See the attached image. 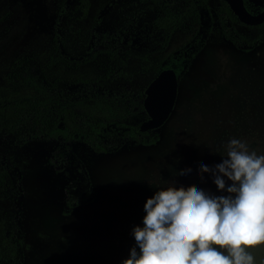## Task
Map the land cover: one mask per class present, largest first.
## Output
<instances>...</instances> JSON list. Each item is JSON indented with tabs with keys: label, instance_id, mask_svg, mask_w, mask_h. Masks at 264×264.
<instances>
[{
	"label": "rangeland",
	"instance_id": "rangeland-1",
	"mask_svg": "<svg viewBox=\"0 0 264 264\" xmlns=\"http://www.w3.org/2000/svg\"><path fill=\"white\" fill-rule=\"evenodd\" d=\"M90 1L85 22L98 17L102 30L117 26L135 3L142 5L139 0ZM58 2L0 0V99L24 92L22 83L13 78L14 59L27 58L30 63V59L47 58ZM208 5L214 17L212 32L179 79L174 109L157 129L160 138L155 144L128 141L115 153L95 154L81 142H72L71 150L55 140L17 144L8 132L0 131V153L22 169L23 264H122L135 245L132 229L143 227L144 205L159 190L148 181L162 186L170 182L177 187L195 185L227 195L218 190L210 173H203L201 179V165L221 163L224 157L217 152L233 137L264 152V42L250 51L235 48L221 34L215 14L219 1L208 0ZM235 25L247 37L258 31L256 26ZM189 35L188 29L175 32L153 58L159 60ZM158 47V43L151 45L150 52ZM108 62L100 53L79 70L93 73ZM54 75H60L59 71H51L50 76ZM84 168L96 198L64 215L65 186L82 179ZM186 168L192 171L180 175ZM0 210L10 213L7 200L0 201ZM249 251L264 264V245Z\"/></svg>",
	"mask_w": 264,
	"mask_h": 264
},
{
	"label": "trees",
	"instance_id": "trees-1",
	"mask_svg": "<svg viewBox=\"0 0 264 264\" xmlns=\"http://www.w3.org/2000/svg\"><path fill=\"white\" fill-rule=\"evenodd\" d=\"M139 1L142 5L135 3L117 26L102 30L98 17L90 24L85 22L90 0H59L47 58L28 63L27 58L18 57L12 63L13 78L22 83L24 92L13 99H0V131L8 132L17 144L55 140L71 150L72 142H81L95 154L115 153L128 141L155 144L160 138L157 129H139L148 118L144 90L163 69L171 68L181 78L204 48L214 17L208 0ZM218 1L216 19L226 40L242 51L264 42V22L257 25L254 36L247 37L237 30L235 23L241 22L229 5ZM262 3L245 0L250 12L260 10ZM184 29L190 30L185 42L159 60L153 58L175 32ZM155 43L158 49L150 52ZM100 53L109 60L101 69L93 73L79 70ZM53 70L60 75L50 76ZM83 171L82 179L70 180L65 186L64 215L96 198L89 172ZM23 196L21 167L0 153V201L7 200L11 208L8 215L0 210V264L24 262Z\"/></svg>",
	"mask_w": 264,
	"mask_h": 264
},
{
	"label": "clouds",
	"instance_id": "clouds-1",
	"mask_svg": "<svg viewBox=\"0 0 264 264\" xmlns=\"http://www.w3.org/2000/svg\"><path fill=\"white\" fill-rule=\"evenodd\" d=\"M217 153L222 162L201 165L199 173L202 180L210 173L227 195L148 181L159 190L147 199L143 227L132 229L135 245L122 264H256L249 249L264 245V152L233 137Z\"/></svg>",
	"mask_w": 264,
	"mask_h": 264
},
{
	"label": "water",
	"instance_id": "water-1",
	"mask_svg": "<svg viewBox=\"0 0 264 264\" xmlns=\"http://www.w3.org/2000/svg\"><path fill=\"white\" fill-rule=\"evenodd\" d=\"M238 18L246 25H258L264 21V9L258 14H251L243 0H224ZM179 80L173 69L161 70L147 84L144 90L143 106L148 118L141 122L139 129L146 131L161 127L172 113L178 94Z\"/></svg>",
	"mask_w": 264,
	"mask_h": 264
},
{
	"label": "flooded vegetation",
	"instance_id": "flooded-vegetation-1",
	"mask_svg": "<svg viewBox=\"0 0 264 264\" xmlns=\"http://www.w3.org/2000/svg\"><path fill=\"white\" fill-rule=\"evenodd\" d=\"M250 2H253L254 4H256V5H262L263 3H262V0H249ZM243 3H244V6H245V8H246V5H245V0H243ZM90 4H91V1H90ZM247 9V8H246ZM264 9V6L260 9V10H254L253 12H250L248 9H247V11L248 12H250L251 14H258V13H260L262 10ZM264 22V21H263ZM242 23V22H241ZM243 24V23H242ZM261 24V23H260ZM244 25H246V24H244ZM259 25V24H258ZM248 26H256L257 27V25H248Z\"/></svg>",
	"mask_w": 264,
	"mask_h": 264
}]
</instances>
